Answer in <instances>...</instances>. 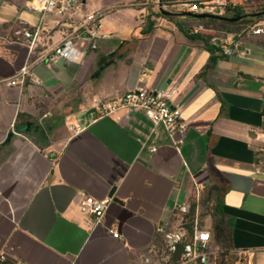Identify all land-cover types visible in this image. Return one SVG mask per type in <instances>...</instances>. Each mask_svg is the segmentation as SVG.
<instances>
[{"label": "crops", "instance_id": "1", "mask_svg": "<svg viewBox=\"0 0 264 264\" xmlns=\"http://www.w3.org/2000/svg\"><path fill=\"white\" fill-rule=\"evenodd\" d=\"M66 1L57 17L29 10L27 0H0V257L155 264L156 228L172 229L175 206L201 187L204 228L212 234L215 207L232 252L264 264V35L215 24L206 34L233 55L218 50L205 72L211 54L184 33L198 22L167 30L171 19L155 15L156 0ZM93 15L95 51L79 43L81 62L42 58ZM27 65L24 85L2 83ZM141 87L164 90L180 109L181 146L142 112L91 120L97 104ZM83 195L110 201L100 220ZM211 248L219 250L213 234Z\"/></svg>", "mask_w": 264, "mask_h": 264}, {"label": "built area", "instance_id": "2", "mask_svg": "<svg viewBox=\"0 0 264 264\" xmlns=\"http://www.w3.org/2000/svg\"><path fill=\"white\" fill-rule=\"evenodd\" d=\"M163 10L181 14H211L226 16L228 12L237 9L252 11L258 8L262 0H160ZM155 7L159 12L158 0L155 1ZM27 8L39 13L41 16L51 14L57 17L64 16L67 9L66 0H27ZM160 13V12H159ZM99 15L91 16L86 23L80 26L76 31L67 34L62 41L48 54L43 56L49 63L59 60L66 62H81L83 51L78 47L83 43L91 51L97 49V40L100 39L98 33ZM208 29L202 20H198L195 26L189 28L191 35H205L208 43L219 49L223 56L233 55V50L225 41L215 36L207 35ZM242 35L260 36L264 35V20L249 25L238 31ZM27 38L31 36L29 32L23 33ZM30 66L27 65L21 69L19 75L13 80L2 81L6 86H22L30 78ZM125 112L131 114L142 112L154 124H162L172 143L179 147L184 143V135L187 128L186 123L181 117L179 108L173 107L164 90L152 91L141 87L129 90L124 94L109 101L97 104L89 114L91 120L96 118L109 117L116 121L121 119L119 113ZM83 122V121H81ZM89 121H84L82 127L87 126ZM71 130H75L71 128ZM178 135V138L175 136ZM151 151H155L152 147ZM203 189L196 187L194 196L188 200L179 203L174 208L175 225L172 229H166L158 226L155 232L161 237V248L158 260L155 264H213V259L217 254L211 248L212 234L204 228L201 212V193ZM109 200L99 201L93 197L83 195L81 205L98 221L108 208ZM191 214L192 226L187 227V219ZM113 238H118L119 233L116 230L109 229ZM178 246H182V251L176 261L172 260L173 254ZM4 261L0 257V262Z\"/></svg>", "mask_w": 264, "mask_h": 264}, {"label": "trees", "instance_id": "3", "mask_svg": "<svg viewBox=\"0 0 264 264\" xmlns=\"http://www.w3.org/2000/svg\"><path fill=\"white\" fill-rule=\"evenodd\" d=\"M261 11H264V0L261 1L260 5L255 10L245 11L243 9H237L235 11L228 12L226 14L227 17H234V18L243 17L235 23H226V22H221V21H216V20H202V22L205 23L209 31L214 28L215 24H221L224 27H232L234 28V30L238 32L249 25H253V24H256L264 20V15L257 16L255 18H250L249 16H247L249 14L258 13ZM155 15L157 17H164L167 19H172V17L162 16L157 11L155 12ZM153 25H154V22L148 21L146 23L144 32L150 31ZM184 33L193 40H197V39L201 40V42L203 43L202 46L211 54L209 58V62L205 68V72H206L207 70H209L210 66H212L215 63L217 57L214 56V53L218 52L219 49L207 43L206 40L203 38L202 34L191 35L187 31H184ZM207 214H210L212 216V220H213L212 234L214 235L216 239V243L219 246V251L216 256L215 264H233L235 260H239L242 263H245V259L242 256L236 257V255L232 252L233 247L231 245L230 236L227 233V231L224 229V224L219 221V214H218V211L215 210V207L209 208ZM191 217L192 216L190 214L187 219L188 228L192 226ZM0 264H11V263L4 260L0 262Z\"/></svg>", "mask_w": 264, "mask_h": 264}, {"label": "water", "instance_id": "4", "mask_svg": "<svg viewBox=\"0 0 264 264\" xmlns=\"http://www.w3.org/2000/svg\"><path fill=\"white\" fill-rule=\"evenodd\" d=\"M159 3V12L162 16L165 17H174V16H187L189 18H192L194 20H216V21H221V22H226V23H235L239 21L241 18H234V17H227V16H221V15H211V14H190V13H181V14H175V13H170L162 9L161 7V1L158 0ZM264 15V11L258 12V13H252L247 16L250 18H255L257 16ZM182 251V246H178L176 252L172 256V260L176 261L178 259V255Z\"/></svg>", "mask_w": 264, "mask_h": 264}, {"label": "rangeland", "instance_id": "5", "mask_svg": "<svg viewBox=\"0 0 264 264\" xmlns=\"http://www.w3.org/2000/svg\"><path fill=\"white\" fill-rule=\"evenodd\" d=\"M197 22L198 21H196L192 18H189L187 16H174V17H172L171 22L169 23V26L163 25V27H165L167 30H174V25H173L174 23L185 24V27H186L187 25H193ZM206 41L208 43V40H206ZM218 251L219 250H217V248H214V252H218ZM217 254L215 255V257L213 259V264H215ZM236 257H238V256H236ZM233 264H245V263H242L239 260H235Z\"/></svg>", "mask_w": 264, "mask_h": 264}]
</instances>
